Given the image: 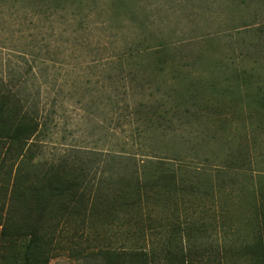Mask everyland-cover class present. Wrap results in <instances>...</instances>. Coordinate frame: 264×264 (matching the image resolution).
<instances>
[{
    "label": "rangeland",
    "instance_id": "obj_1",
    "mask_svg": "<svg viewBox=\"0 0 264 264\" xmlns=\"http://www.w3.org/2000/svg\"><path fill=\"white\" fill-rule=\"evenodd\" d=\"M60 1L67 4L59 7ZM16 2L0 4V76L7 83L26 78L25 90L48 123L34 141L37 160H58L76 147L70 156L119 170L133 127L119 128V112L96 97L119 99L115 64L140 31L173 50L144 56L153 85L145 93L173 90L169 107L184 114L149 136L147 155L157 157L146 172L153 176L156 160L164 159V168L185 180V197L154 201L139 215L107 201L98 207L88 244L67 245L50 264H104L101 252L181 250L195 264H250L239 250L245 240L256 246L264 237V0H45L42 16L31 0ZM131 8L141 25L128 21ZM176 63L188 72L175 82ZM161 64L169 67L165 74ZM1 234L2 226L0 264H10Z\"/></svg>",
    "mask_w": 264,
    "mask_h": 264
},
{
    "label": "trees",
    "instance_id": "obj_2",
    "mask_svg": "<svg viewBox=\"0 0 264 264\" xmlns=\"http://www.w3.org/2000/svg\"><path fill=\"white\" fill-rule=\"evenodd\" d=\"M5 1L10 0H0V4ZM11 1L14 4H17L16 1L23 2ZM31 2L38 7L37 12H41V16L45 14L42 10L49 8L45 0ZM66 4L64 1L57 2L59 7ZM126 14L130 24L141 25L136 20L138 16L134 8L126 10ZM121 28L122 25H119V30ZM136 35L139 41L128 44L119 53V61L115 62L122 75L119 79V99L116 94L109 95L108 99L102 97V100L96 97L100 103L108 100L114 106L112 111L119 112V128L124 124L133 127L131 141L125 144L128 146L124 147L125 153L119 155V170L116 172L104 170L97 160L79 154L70 156L76 152V147L67 150L58 160H37L39 146L34 141L49 130L48 123L41 121L39 105L34 102L36 99L25 90L26 78L18 83H7L0 76L1 249L3 254H9L6 258L10 264H50L68 248L67 245L88 244L90 231L95 225L93 219L101 215L98 207L107 201L119 203V210L125 215H139L145 206L154 201L170 203L185 197V180L177 172L164 168V159L156 160L159 161L156 164L158 170L153 176H148L146 172L148 164L154 163L157 157L147 155L149 136L155 131L172 127V118H180L184 114L176 105L171 109L169 107L174 98L173 90H166L159 96L145 93L147 87L151 89L153 85L149 73L143 71L142 60L155 52L163 55L171 52L172 45L157 39L149 40L150 31H140ZM174 66L171 72L174 81H182L188 71L181 63ZM168 70L169 67L164 64L158 67L161 74ZM20 86L23 88L20 89ZM144 94L145 98L140 97ZM89 104L86 103L91 106ZM133 151L143 153L145 160L139 161ZM105 189L108 194L104 193ZM194 191L195 185H190L189 193ZM203 194L207 195L208 191ZM246 241L239 252H245L242 255L250 264H264V237L256 241V246ZM98 255L104 259V264H154L162 260H168V264H195L191 261L192 253L183 250L164 254L124 251L101 252ZM115 257L119 258V262Z\"/></svg>",
    "mask_w": 264,
    "mask_h": 264
}]
</instances>
